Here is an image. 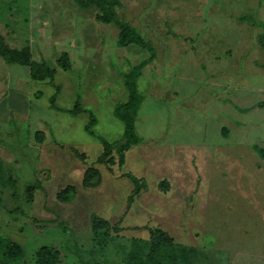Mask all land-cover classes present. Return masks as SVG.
I'll use <instances>...</instances> for the list:
<instances>
[{"label":"rangeland","instance_id":"obj_1","mask_svg":"<svg viewBox=\"0 0 264 264\" xmlns=\"http://www.w3.org/2000/svg\"><path fill=\"white\" fill-rule=\"evenodd\" d=\"M118 1L117 21L155 51L138 79L140 147L121 168L116 161L96 164L103 147L84 126L90 113L98 136L122 138L114 110L127 99L126 75L149 52L121 47L119 28L100 22L96 6L0 0V32L8 45L28 49L33 60L56 70L54 85L33 81L28 67L0 58V264H37L44 246L59 252V264H125L132 240L149 239L145 227L174 239L177 264H264V158L257 151L264 150L263 23L250 13L238 19L254 28L244 43L252 50L238 56L234 47L244 41L237 46L229 38L237 32L234 22L216 15L237 0ZM64 52L69 71L58 64ZM54 86L60 87L58 107L72 109L79 101L88 112L52 109ZM37 131L44 132L42 142ZM163 136L187 144L176 145L179 154H166L158 146ZM91 166L101 171L97 188L82 186ZM130 176L139 189L129 204ZM165 180L166 191L159 187ZM67 186L75 190L62 200ZM94 216L119 222L118 232L95 236ZM8 240L23 253L6 256ZM189 249L196 255L180 260Z\"/></svg>","mask_w":264,"mask_h":264},{"label":"trees","instance_id":"obj_2","mask_svg":"<svg viewBox=\"0 0 264 264\" xmlns=\"http://www.w3.org/2000/svg\"><path fill=\"white\" fill-rule=\"evenodd\" d=\"M77 4L82 8H90L96 6L100 9V14L97 19L104 23H115L119 28L118 44L121 47H127L129 45H137L146 49L150 57L134 67L124 79V85L127 90V99L125 102L118 103L114 110V116L123 123L124 131L120 140L110 142L97 135L95 126L97 119L93 114L89 113V121L84 126V130L90 136L99 139L102 144V153L97 157L96 164H105L112 161H116L121 168L125 163L126 153L133 147L141 142V137L137 134L135 126V115L139 110L144 96L139 92L138 79L143 74L144 67L149 64L155 57L154 49L148 45L142 38V35L135 31L128 23L117 21V9L121 7V3L118 0H76ZM264 25V23H263ZM261 43L264 45V39L261 37ZM0 58L6 64H18L30 69V77L33 81H48L54 85V75L56 70L45 61H35L32 59V55L28 49H17L8 45L5 38L0 32ZM58 64L64 71L71 69V62L69 55L64 52L58 59ZM55 87V86H54ZM56 93L50 98V106L52 109L64 113H68L72 116H77L82 113L88 112L82 104L77 101L72 109H62L57 106L56 100L60 87H55ZM263 106L262 103H259ZM36 137L38 141L44 140V132L37 131ZM258 153L264 158V150L257 148ZM101 171L95 166L86 168L84 177L82 180V186L85 188H97L100 185ZM132 179L135 190L128 198L129 204L132 202L135 195L138 194L139 181L137 178L130 176ZM168 181H162L159 185L164 191L168 188ZM32 189L27 190V197H32ZM75 190L74 186H67L63 189L59 197L62 200H68L69 192ZM119 222L112 224L109 220L94 216L92 219V233L97 236L101 234L108 235L111 232H118ZM148 229L150 237L149 239L134 238L131 243V250L125 264H177L178 251L174 244V239L164 230L161 229ZM4 253L6 256L14 257L23 253L22 248L12 242L6 241L4 243ZM196 255L194 249H189L186 254L180 255V260L187 262L190 258ZM37 264H59V252L53 250L50 247L44 246L37 253Z\"/></svg>","mask_w":264,"mask_h":264},{"label":"crops","instance_id":"obj_3","mask_svg":"<svg viewBox=\"0 0 264 264\" xmlns=\"http://www.w3.org/2000/svg\"><path fill=\"white\" fill-rule=\"evenodd\" d=\"M237 1L235 2V4H230L229 5L230 11L228 13L221 12V11H223V6H222V9L219 10L220 14L216 13V15L219 18L225 16L224 18H226V20L234 22L231 25H234V27H236V29H237V32L235 33V38H233V35H231V34H228V36H229V38H231L232 42L238 43L237 46L240 45L239 41H241V42L244 41L243 44L240 46V48L238 50L235 47H234V49L239 52L237 54L238 56H247V53L252 50V46H247L244 43L246 42V40L248 41V38L251 37V34L254 33V28L252 29V24H247L246 22H240L238 19H240L243 16H247L250 13V15H253L254 18L256 19V21H257L256 23H258V22L264 23V0H237ZM224 10H225V8H224ZM243 26H245L246 29L248 30L247 33L243 31L244 30ZM249 29H250V31H249ZM221 34H222V32H220V36H221ZM223 39L224 38L221 37V40H223ZM217 42H219V41H217ZM212 48L210 47V50H214V51L215 50H219V51L221 50V47L220 48L217 47V49H216V47L214 48V46H213ZM213 56H215V54ZM144 69H145V67H144ZM144 69H143V71H144ZM142 76H143V74H142ZM163 88H166V87H163ZM143 102H144V100H143ZM143 102H142V104H143ZM259 103H263V102H259ZM142 104H141L139 110L141 109ZM251 107H253V105L249 106L248 108H251ZM248 108H244L243 109V108H237L236 107L237 110H245V109H248ZM168 135L169 134H167V137H168ZM141 139H142V137H141ZM177 144H180L181 146H184V144H187V142L183 140L181 142H173V143H171L169 140L166 139V136H165V138L163 136V139L158 142V146L161 147L160 152H164L166 154H170V153H174V154L178 153L179 154L180 152H178V150L176 148ZM139 147H140V144L136 148H139ZM133 148L131 150H133ZM182 148H184V147H181V148H178V149H182ZM131 150H129L126 153V156H127L126 160L128 158V155L130 154Z\"/></svg>","mask_w":264,"mask_h":264}]
</instances>
